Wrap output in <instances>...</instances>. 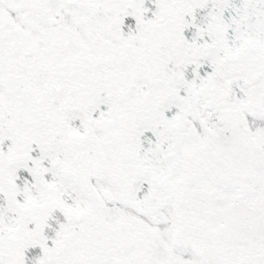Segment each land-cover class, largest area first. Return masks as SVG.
<instances>
[{
  "label": "snow or ice",
  "instance_id": "6c2138e0",
  "mask_svg": "<svg viewBox=\"0 0 264 264\" xmlns=\"http://www.w3.org/2000/svg\"><path fill=\"white\" fill-rule=\"evenodd\" d=\"M0 264H264V0H0Z\"/></svg>",
  "mask_w": 264,
  "mask_h": 264
}]
</instances>
